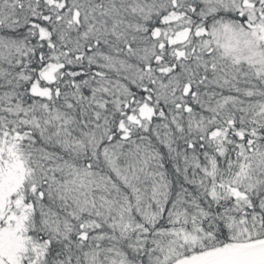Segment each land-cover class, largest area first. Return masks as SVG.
I'll return each mask as SVG.
<instances>
[{"label": "snow or ice", "instance_id": "6c2138e0", "mask_svg": "<svg viewBox=\"0 0 264 264\" xmlns=\"http://www.w3.org/2000/svg\"><path fill=\"white\" fill-rule=\"evenodd\" d=\"M0 264H264V0H0Z\"/></svg>", "mask_w": 264, "mask_h": 264}]
</instances>
